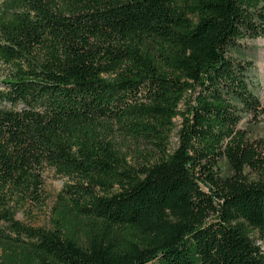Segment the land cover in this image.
<instances>
[{"label": "trees", "instance_id": "16d2710c", "mask_svg": "<svg viewBox=\"0 0 264 264\" xmlns=\"http://www.w3.org/2000/svg\"><path fill=\"white\" fill-rule=\"evenodd\" d=\"M260 38L264 0H0V264H264V143L238 129L264 120ZM46 167L72 183L23 225Z\"/></svg>", "mask_w": 264, "mask_h": 264}, {"label": "rangeland", "instance_id": "374dc122", "mask_svg": "<svg viewBox=\"0 0 264 264\" xmlns=\"http://www.w3.org/2000/svg\"><path fill=\"white\" fill-rule=\"evenodd\" d=\"M243 56L242 58L249 62L254 71L255 80L258 82L257 96L260 102L264 103V38L256 39L254 41L246 40L243 43ZM8 75V68L0 65V88L2 82ZM176 126L180 124V120H175ZM246 138L251 142L261 141L264 143V120L262 118L244 117L241 121L239 128ZM170 149L173 150L176 146V138L173 136L170 140ZM118 146L122 152L129 157L130 163L138 164L142 163L139 152L144 154L145 150L150 151V154L155 155V151L151 147H141L137 144H132L127 140H120ZM215 171L220 177H228L232 175L229 164L225 159L218 162ZM245 178L248 181H264V169L258 172L251 170H245ZM43 204L41 206L28 205L26 208L16 212L15 219L33 228L47 227L48 220L50 218V212L53 208L56 197L63 189L65 184H71V180L61 177L56 174V171L46 167L43 170ZM70 224L72 226L74 235L80 245L86 246L88 243L92 228L83 219L71 218ZM251 239L255 245L259 246L264 254V230L262 232L255 231L251 235ZM1 255V254H0ZM1 262V260H0ZM32 264L35 261L31 262Z\"/></svg>", "mask_w": 264, "mask_h": 264}]
</instances>
